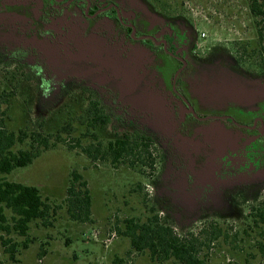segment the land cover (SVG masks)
Masks as SVG:
<instances>
[{
    "label": "rangeland",
    "instance_id": "obj_1",
    "mask_svg": "<svg viewBox=\"0 0 264 264\" xmlns=\"http://www.w3.org/2000/svg\"><path fill=\"white\" fill-rule=\"evenodd\" d=\"M91 2L95 8L111 3L119 5L123 16L138 19L142 33L149 32L154 22L179 19L168 40L173 54L190 62L192 55L211 54L219 58L211 64L192 63L183 73V91L202 113H222L229 108L240 111L239 122L249 123L256 112L264 111V78L247 72L248 68H258L260 58L255 22L247 0ZM86 4V0H0V94L8 98L2 104L7 114L6 127L36 131L37 120L45 118L47 123L38 132L47 137L50 147L31 165L15 169L5 178L36 186L54 210L48 227L34 222L27 238L11 236L16 244L17 261L9 258L0 240V264H177L173 260L152 261L147 250L134 251L130 238L125 236L127 222H145L150 216L148 208L153 206L161 217L169 216L176 232L200 238L203 244L199 256L207 264H264L261 252L264 227L254 228L245 213H236L239 217L226 221H215L207 215L210 203L226 188L247 183L248 179H264V152L249 173L221 178L220 159L229 154H243L251 135L221 122L183 131L185 107L171 93L180 64L171 61L170 67L166 56L160 59L169 66L168 76L165 73L169 92L162 102H156L162 115L143 112L153 108L155 102L137 95L141 86L136 83L135 73L123 70L122 78H118L113 71L104 70L100 62L88 64L100 57L113 58V54L106 53L108 48L120 49L126 39L106 15L86 20L83 16ZM190 32L194 35L192 40ZM114 42L116 46L110 45ZM243 48L247 50L248 65L238 70L227 58ZM137 49L138 82L150 83L147 86L153 90L160 89L163 82L153 67L158 60L148 50L139 46ZM23 72L39 78L40 83L22 79ZM15 74L21 78L20 84L13 80ZM117 84L128 88L123 94L136 97V107L132 105L135 102L116 90ZM81 89L98 92L114 113L127 114L156 132V148L147 159L151 164L142 166L143 174L127 164L115 166L109 161L90 160L77 147L75 136H64L65 142L55 139L53 129L61 119L59 111L74 117L84 104L83 97L79 102L76 98L75 90ZM19 148L29 149V143L19 144L15 150ZM157 154L163 156V161L156 162ZM135 166H141L139 161H135ZM73 171L86 180L92 196L91 221L86 223L70 219L65 203ZM261 194L264 200V189ZM6 213L11 215L8 210ZM212 225L222 231L209 243Z\"/></svg>",
    "mask_w": 264,
    "mask_h": 264
},
{
    "label": "trees",
    "instance_id": "obj_2",
    "mask_svg": "<svg viewBox=\"0 0 264 264\" xmlns=\"http://www.w3.org/2000/svg\"><path fill=\"white\" fill-rule=\"evenodd\" d=\"M247 3L250 16L255 22L256 49L260 55L258 68L254 70L248 68L247 72L252 76L264 78V0H247ZM228 57L232 61V66L238 70L248 65L246 48H243V51L235 50V54H229ZM21 75H24L22 79L38 85L39 79L30 73L23 72ZM13 80L19 84L22 81L17 74L14 75ZM75 92L77 101L79 102V98L83 97L84 104L80 106L79 113L74 117L70 113L64 114L59 111L61 119L53 129L55 139L58 142H65L64 136H75L77 147L90 160L109 161L115 166L127 164L143 174V167L151 164L147 159L152 149L156 148L154 132L140 130L117 117L111 108L104 104L97 92L90 89L75 90ZM0 99V240L9 258L15 262L17 249L11 236L27 238L30 226L34 222H41L43 226L48 227L51 225L49 218L54 210L36 186L12 182L5 176L10 175L15 169L31 165L42 151L50 147L47 137L38 132L46 125L45 118L37 120L36 125L39 128L36 131H27L22 128L11 130L6 127L4 116L7 114L5 110H2V104L7 102L8 98L1 93ZM83 140L90 143L84 145ZM25 142L29 143V149L15 150L16 146ZM38 145L43 146V149ZM155 160L163 161V156L157 154ZM135 161H139L141 166H135ZM67 193L65 203L70 219L81 223L91 221L92 196L86 180L76 171L71 173ZM262 198L259 190L254 192L246 189L233 190L227 199L223 200L224 206L213 209L227 214L213 211L214 213L209 216L215 221H226L245 213L246 219L249 223L253 222L254 228H263L264 200ZM7 210L10 211V216L6 213ZM148 212L150 216L145 222H127L125 236L130 238L134 251L147 250L152 261L173 260L177 264H207L206 260L199 256V247L203 244L199 237H193V234L181 235L176 232L170 224L169 216L161 217L155 206L148 208ZM212 226L209 243L217 239L222 231L217 225ZM261 238L263 239L261 252L264 253V234ZM26 247L27 243H24L23 248Z\"/></svg>",
    "mask_w": 264,
    "mask_h": 264
},
{
    "label": "flooded vegetation",
    "instance_id": "obj_3",
    "mask_svg": "<svg viewBox=\"0 0 264 264\" xmlns=\"http://www.w3.org/2000/svg\"><path fill=\"white\" fill-rule=\"evenodd\" d=\"M73 1L84 2V0H73ZM86 2H87V4H86V7H85V10L83 13V16H84V18H86V20L87 19L93 20V19H97L101 15H106L110 19V21L112 19V21L115 22L114 24L116 26H118V28H119L118 30H120L119 34L120 35L123 34L121 37H123V39L124 38L126 39V40L124 39L125 42L123 41V47H121L120 49H117V47H114V46H116V42H114V44L109 43L110 45H114L111 47H114L115 49H117V50H112V49L108 48V51L106 52L109 54H113L114 55L113 58L110 57L111 55L106 56V57H100V59H97V61H95V63H94V61L93 62L89 61L88 64L89 65L92 64V66H93V65L98 64V62H100L99 64L102 66V68L104 70L113 71V73L116 74L118 76V78H122L121 74H122L123 70H130L127 72H129L131 74L135 73L134 76H135V79L137 81L136 83L140 84V86H141L140 90L137 89V90H139V91H137V95L144 100L148 99L151 102L152 101L155 102L154 105L152 104L153 108L148 107V109H145L142 111L145 113H151L152 115L155 113H160L162 115L160 108L157 107L158 106L157 103L162 102L163 96H165V93L169 92V90H167L168 79L165 82V79H166L165 73L168 76L169 66L171 67V61H175V62L179 63L180 69H178L177 73L175 74L174 84L171 88V93L173 96H175V98L180 100V102L185 107L184 108V110L186 111L185 112V120H184V122H182L181 129H183V131L186 132V131H188L187 128H190V130H192V129L197 130V129H200L199 127L203 126L205 123L221 122L226 126H231L233 128L241 130L244 133L250 134L251 135L250 143L245 146V152L243 154H229V155H226L225 157H223L222 159H220L221 169L218 172V175L221 178H227L228 179L230 176H233L234 174L249 173L251 166L255 165L256 161H258V157L261 155V153L264 152V117H263L264 111L261 110V111L256 112L257 115H255V117L253 118V120L251 122L241 123L238 121V119H239L238 117H240L242 115L239 110H238L239 112H237V111L231 110L229 108H225L222 111V113H216V114H213L211 112L202 113L196 107L195 103L191 102L187 98L186 94L183 91V87H182L183 73L185 71H187L188 68H190L192 63L195 64V63L199 62L201 64H207V62H209L211 64L214 61L218 60L219 58H217L216 56L211 57V54H210V56H208L207 54L203 55V56L192 55V60L190 62L189 60L180 59L178 56L173 54L174 52L172 51L171 48H169V45H168L169 41L168 40L171 38V36H173L172 34L175 32L173 26H176L179 23V21H180L179 19H165L164 22H160V23L154 22L151 25L152 27L150 28L149 32H143L142 33V32H140L141 26L139 24L140 22L138 23V19L136 20V18H133L132 17L133 15L131 17L123 16L121 7L119 5H117L115 3H111L107 7L95 8L94 4L91 2V0H86ZM78 7H81V6H78ZM149 9H151L152 13L156 12V11L152 10V8H149ZM156 13H158V12H156ZM183 24L187 25L185 23H183ZM187 26H189V25H187ZM190 29H193V27H191ZM166 36L169 38L166 39L165 38ZM193 38H194V35L190 32V40H192ZM110 42H111V40H110ZM102 45L104 46L103 43H102ZM138 46L142 49L148 50L150 52V54L152 55V57L153 58L156 57V60H158V62H155L153 67H155L154 69L157 70V74H159V77H160L161 81L163 82V83H161L163 85L160 89L153 90L152 88L148 87L150 85V83L138 82L139 78H138L137 69H136L137 68L136 66L138 65L137 59L139 57L138 52H140L137 49ZM105 50H106V48H105ZM160 52H162V54ZM96 53H99V52L97 51ZM162 56H166L170 60L169 66L163 62V59H160ZM95 58H98V57H95ZM225 58H227V56ZM212 59H214V60L212 61ZM227 60L229 61V63H232L230 58L229 59L227 58ZM92 78L95 79V77H92ZM38 83H40L39 80H38ZM133 88H135V87H133ZM127 89L128 88H126L122 85L117 84V86H116V90H118L120 92L121 96L125 95V94H123V92L126 91ZM125 96L128 97L127 95H125ZM129 100L132 101V103L135 102L134 104H132V105H134V107H136L135 105H138L136 102V97L131 96L129 98ZM103 102H104V100H103ZM105 105L109 107V105H107V104H105ZM247 113L249 116L253 115L249 112H247ZM252 113H255V112H252ZM114 114L117 117H120V118L124 119L125 121H127L128 123H130L133 127L135 126L136 128H138L140 130H144V131H147V130L153 131V129H151L150 125L145 126V125L139 123L138 121H136L135 118H132L131 116H128L127 114H124V113H122V114L114 113ZM191 125L193 126V128ZM194 130L190 131V132H194ZM153 132L155 135V140L157 142L158 141V135L156 134L155 131H153ZM260 163H261V160H260ZM248 180L249 181L247 183H243V182L242 183L241 182L235 183L236 185L231 186L229 188H226V190H224L220 194V196H218L219 198L216 201L210 203V206L208 207L207 215L208 216L212 215L214 212L219 213L220 211H216L213 209L224 206V205H222L223 200H226L229 193L232 192L233 190L246 189L250 192H254L256 190L257 191L259 190L260 193L263 192L264 179L255 178V179H251V180L248 179ZM262 196H263V194H262ZM236 197H238V195H236ZM238 199H239V197H238ZM219 214L224 215L227 213H224V211H221Z\"/></svg>",
    "mask_w": 264,
    "mask_h": 264
},
{
    "label": "built area",
    "instance_id": "obj_4",
    "mask_svg": "<svg viewBox=\"0 0 264 264\" xmlns=\"http://www.w3.org/2000/svg\"><path fill=\"white\" fill-rule=\"evenodd\" d=\"M203 36H204V34H203Z\"/></svg>",
    "mask_w": 264,
    "mask_h": 264
}]
</instances>
